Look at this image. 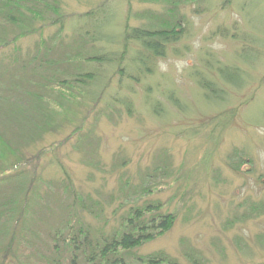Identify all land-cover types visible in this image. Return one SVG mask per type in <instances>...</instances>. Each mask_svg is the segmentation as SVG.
<instances>
[{"label":"rangeland","instance_id":"rangeland-1","mask_svg":"<svg viewBox=\"0 0 264 264\" xmlns=\"http://www.w3.org/2000/svg\"><path fill=\"white\" fill-rule=\"evenodd\" d=\"M56 1L67 20L59 46L75 42L71 29L92 23L77 18L80 14L104 3L107 9L94 26L111 38L119 37L126 24L145 27L153 19L181 16L185 36L158 60L153 81L128 84L113 75L107 87L92 86L96 93L104 89L101 97L85 93L69 101L54 130L25 149L24 159L36 157L41 149L45 153L30 162L27 174L28 184L37 190L38 205L30 219L33 232L27 230V238H15L9 248L8 240L3 241L8 250L0 249V264H52L53 258V264H85L82 256L72 263L60 253L62 241L53 249L52 233L65 228V217L72 214L79 226L90 227L98 236L101 229L105 233L117 227L131 205L146 201L159 203L175 221L132 249L129 264H146L140 259L157 253L175 264H193L187 253L199 264H264V210L244 216L250 203L264 205V0ZM46 14L50 19L35 27L42 26V36L50 42L59 24L53 26ZM237 29L253 44L236 42L232 33ZM39 38L38 33L22 37L18 45L32 54ZM76 45L88 53L96 44L78 40ZM128 46L134 53L135 43ZM251 50L248 60L253 63L235 62V54ZM208 59L242 68L236 85L223 83L211 71L222 101L207 100L193 76L195 69L204 71ZM168 91L183 108L167 99ZM147 95L160 102V115L150 111ZM121 99L132 103L131 111ZM51 158L63 166L49 164ZM71 189L86 205L101 207L102 218L81 205L68 210ZM19 232L20 227H12L13 236Z\"/></svg>","mask_w":264,"mask_h":264},{"label":"trees","instance_id":"trees-1","mask_svg":"<svg viewBox=\"0 0 264 264\" xmlns=\"http://www.w3.org/2000/svg\"><path fill=\"white\" fill-rule=\"evenodd\" d=\"M58 5L56 0H0V246L3 241L8 240V248L15 238L21 236L25 240L27 236L23 234L27 230L33 232L30 219L35 206L38 205L35 198L37 190L35 186L28 184L31 181L27 174L30 162L44 158L45 153L41 149L36 157L24 159L22 156L25 149L36 145L47 133L54 130V126L69 106V101L76 100L77 96L85 93L94 97L98 95L96 98L101 97L104 89L96 93L91 90L92 86L107 87L113 75L118 77L119 82L125 80L128 84L133 81H153L158 60L166 57L170 45L185 36V25L182 23L185 18L181 16L179 20L153 19L145 27H130L126 24L119 37L117 35L111 38L108 31L104 33L94 26L99 16L107 9L104 3L96 9L80 14L77 18L90 20L92 23L85 22L77 31L71 29L75 42L59 46L67 20ZM47 12L52 17L50 22L53 26L59 24V30L50 38V42L43 38L42 26L35 27L37 22L43 23L50 19ZM37 33L40 38L34 45L33 53H25L18 45V40ZM232 38L236 39V42L252 43L249 41L250 37L238 29L232 33ZM78 40L83 45L87 44V41L96 45L92 48L93 51L84 53L76 45ZM128 42H133L138 47L134 48V53H130ZM119 45L120 48L113 50L114 46ZM63 46H66V50L59 52ZM73 46H77V50H74ZM252 51L238 52L234 56L235 62L239 63L237 59H240L243 63H251L248 59ZM238 66L208 59L205 61L204 71L195 69L193 76L198 80L205 98L218 102L222 101L223 97L218 81L210 77L213 74L211 71L216 79L225 81L223 83L236 85L238 82L235 77L243 73L242 68ZM212 68L214 70H211ZM168 94V100L175 106L182 107L173 92ZM147 96L150 111L156 116L160 115V102L152 96ZM126 99H121L120 102L131 111L132 103ZM12 156L15 157V162L11 161ZM49 160V164L63 166L57 159ZM65 173L68 176L66 171ZM121 185L123 186V183ZM70 192L72 198L70 204L69 198L67 200L68 210L72 204L81 205L90 215L102 218L101 207L100 209L98 206L86 205L75 189ZM145 192L149 193L147 190ZM263 210L264 205L250 203L249 213L244 216L246 218L249 214L261 213ZM71 216L64 219L69 221L64 231H53V249H58L59 242L62 241L64 251L60 253L66 254V258L72 263L82 256L85 264H129L128 254L132 249L162 234L171 228L175 221V215L162 212L159 203L146 201L144 204L131 205L128 212L118 218V226H114L111 232L103 233L104 230L101 229L99 232L102 231V234L95 236L90 227H85L82 223L79 226V220H74ZM15 226L20 227L17 237L11 234V229ZM3 247L7 249L3 245L0 249ZM186 255L193 260V264H199L192 255ZM53 260L54 258L52 264ZM140 260L146 264L166 261L175 264L163 253L149 255Z\"/></svg>","mask_w":264,"mask_h":264}]
</instances>
